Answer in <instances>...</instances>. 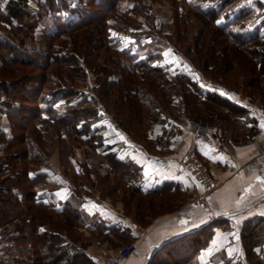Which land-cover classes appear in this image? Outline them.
<instances>
[{
	"label": "trees",
	"instance_id": "16d2710c",
	"mask_svg": "<svg viewBox=\"0 0 264 264\" xmlns=\"http://www.w3.org/2000/svg\"><path fill=\"white\" fill-rule=\"evenodd\" d=\"M124 1L4 0L0 4V116L5 114L10 124L8 135L0 130V143L6 142L7 149L0 152V217H17L16 211H25L26 217L18 216L14 239L28 264H97L85 244L78 242L76 230L84 224L80 214L67 204L54 209L35 198L34 184L44 178L39 166L48 161L40 123L50 121L93 145L96 121L108 117L114 122L100 97V92L112 87L125 100L131 97L127 99L131 105L147 108L144 117L159 124L169 112L177 120L204 112L216 124L214 133L221 143L230 134L245 135L256 129V118L248 109L202 87L221 86L215 81L218 73L237 71L249 77L245 85L254 89L246 90L250 99L259 93L264 106V0H167L173 11L174 36L154 33L152 27L149 33L137 32L130 13H141L147 24L152 8L146 0H134L124 8ZM182 1L190 18L200 22L186 51L198 52L202 68L175 43L188 25L179 10ZM25 19H30L31 28L24 25ZM157 34L166 38L160 41L165 47L156 46ZM125 37L133 39L138 50L125 48ZM165 49L186 57L191 70H170V63L164 61ZM154 90L157 98L150 94ZM162 102L166 111L161 109ZM193 103L206 109L197 111ZM109 159L119 172L127 165ZM175 205L168 204L166 211ZM33 209L37 211L32 213ZM215 225L216 221L209 222L191 232L188 240L178 237L165 242L147 264L188 263L208 242ZM241 240L252 245L263 242L264 218L245 221ZM247 253H252L250 248Z\"/></svg>",
	"mask_w": 264,
	"mask_h": 264
},
{
	"label": "crops",
	"instance_id": "0c3cea01",
	"mask_svg": "<svg viewBox=\"0 0 264 264\" xmlns=\"http://www.w3.org/2000/svg\"><path fill=\"white\" fill-rule=\"evenodd\" d=\"M4 3L0 1L1 6ZM202 89L221 93L236 106L248 109L249 115L256 118L255 131L230 134L221 143L208 118L167 117L154 126L147 144L131 138L108 117H101L95 123L92 146L59 149L47 144L50 157L39 166L44 178L34 184L35 198L54 209L67 204L80 214L84 220L80 233L85 251L97 264H104L106 259L113 264H147L165 242L178 237L188 240L191 232L211 221L217 225L208 242L183 264H264V241L252 245L241 240L245 221L264 218V106L257 98L250 99L224 85L207 84ZM0 130L7 135L10 132L5 114L0 116ZM6 150V142L2 141L0 152ZM187 150L201 158L224 183L209 196L207 206L179 212L174 208L196 189L180 167ZM109 158L127 165L119 172ZM113 175L121 178L131 196L146 198L145 201L170 199L177 205L156 213L147 202L148 217L143 221L139 213L124 209L121 188L111 186L112 180L105 179ZM138 208L141 212L142 207ZM10 219L0 217V264H28L14 239L19 217L14 216L12 226ZM129 240L137 242V249L122 262L118 249ZM247 248L252 253L248 254Z\"/></svg>",
	"mask_w": 264,
	"mask_h": 264
},
{
	"label": "rangeland",
	"instance_id": "374dc122",
	"mask_svg": "<svg viewBox=\"0 0 264 264\" xmlns=\"http://www.w3.org/2000/svg\"><path fill=\"white\" fill-rule=\"evenodd\" d=\"M146 4L151 6L152 11H151V19H149L145 24V17L141 14V13H130V23L132 25L133 28H135L137 30V32H151L153 30H151V27L154 30V33L159 32V34H163V35H169V36H174V29H175V25L173 22V11L172 8H170V4L167 2V0H146ZM134 0H125L124 1V8H129L132 6ZM181 13L184 15L185 19H187L188 21V25L185 28V32L183 33V36L181 37V40H177L175 43L179 45V48L182 51H185L187 56H189V58H191V60L193 61V63H195L196 66H198L199 68H202V58L200 57V55L198 54V52L196 51H190L187 52L186 48L190 47L192 45V42L194 41V35L196 33L197 27L199 26L200 22L198 20H196L195 18L191 17L189 15V10L187 8V6H185V3H183V1L181 2V6L180 9ZM190 19V20H189ZM24 25L27 26L28 28H31V21L30 19H25L24 21ZM149 27H148V26ZM126 39L123 38L122 41V45L125 48H128L129 46H131V50H138L137 47V43L134 42L133 39L127 38ZM177 39V38H176ZM174 39V41L176 40ZM166 41V38H164L163 36H160L157 34V36L154 38V41L156 42V46H162L165 47L164 44H162L160 41ZM134 48V49H133ZM163 54L165 55L164 61L170 63L169 68L171 69H182L185 71H190L191 67L189 65V63L187 62V58H180L178 57L176 54L171 53L169 50H164ZM117 57H119V55H117ZM163 60L161 62H164ZM112 65V64H111ZM111 67V66H110ZM209 72V71H208ZM211 73V74H210ZM213 72H209L206 73L207 76H209V78H213ZM249 78L248 76H241L240 73H237V71H228V72H221L218 73L216 75L215 81L221 83L224 86H227L229 88L235 89L237 91H241L244 94H247L249 96V93L246 90H254L253 87H247L246 84V79ZM106 86H109L106 84ZM148 91V90H147ZM125 92V91H124ZM122 94H125V93ZM256 92V91H255ZM151 95L153 94L155 96V98H157V90L152 91V93H150ZM257 97H259V93H256ZM126 95V94H125ZM100 97L102 99V101L109 107V115L112 117V119L114 120V122H118L121 124V127H124L125 130L127 131L128 135L133 138L134 140H136L139 143H149L148 139H147V134L149 136H152V133L154 132V126L158 125L159 123L156 122L155 120H148V118H150V116L148 117H144L143 112L147 113L148 109L145 107H139L138 105H135V103H132V105L128 102V100L131 98H126V100L121 97V95L118 94V91L116 89H113L112 87H110L107 92H100ZM125 97V96H124ZM132 98H134V95H132ZM254 98V99H256ZM128 99V100H127ZM175 100H177L176 98H174ZM258 99V98H257ZM188 100L190 101V97H188ZM259 100V99H258ZM161 109H163L164 111H166V103H161ZM202 109H201V108ZM139 108V111H138ZM193 108H195V110L197 111H203L202 106H198L195 103H193ZM221 111H223V108L221 109ZM220 111V112H221ZM166 113V112H165ZM204 113V112H203ZM203 113H199L198 115H193V116H183L182 118H201V117H205L208 118L212 121V123L215 125L216 128V124L213 122V120L210 118L209 115L207 114H203ZM222 113V112H221ZM168 114V113H167ZM224 116L229 120L232 121L231 117L225 112L223 111ZM169 115H172V113L169 112ZM168 115L169 118H171ZM154 118V117H152ZM162 118H166L162 115ZM107 119V117H106ZM173 119H176L173 117ZM150 124V125H149ZM42 130V135H43V139H44V143H43V148L47 151L48 154V159L50 157V151L47 147V144L49 146H56L59 149L61 148H65V149H69L72 147H82L85 148L87 145L89 146L88 143H83L77 139H75L71 132L67 129H58L57 126L50 122H43L39 124ZM147 125L150 126V130L147 133ZM86 145V146H85ZM92 146V145H90ZM189 152H193L192 150H187L184 155L182 156L181 160L186 156V154H188ZM197 156V155H196ZM198 157V156H197ZM199 158V157H198ZM207 172L212 175L214 178L220 180L222 183L220 185L219 188L222 187L224 180H222L219 177L214 176L210 170L207 168V166L205 165L204 161L199 158ZM180 160V162H181ZM117 176V175H116ZM115 175L112 176V178L107 177L105 179L108 180H112V184L111 186H115L117 185L119 188H121L122 191V199H123V207L124 209H131L133 210L135 213H139L140 219L143 221H145L148 217V213L145 210V207L147 205V202L150 207V209H153L154 212H160L162 210H166L165 206L171 205L172 203H174L173 201H171L170 199H167L165 201L162 200H158L155 201V199L153 200V198H149L150 200H144L146 198H142L140 196H131L126 192V187L125 184H123L121 178L119 176L116 177ZM107 180V182H108ZM219 188H217L216 190H218ZM215 190V191H216ZM213 191V192H215ZM195 192V190L193 192H191L190 194H188L187 197H185V199L183 200L182 203H180L177 207H175V211H179V207L190 197L192 196V194ZM212 192V193H213ZM211 193V194H212ZM210 194V195H211ZM175 198V196L173 197V199ZM177 198V196H176ZM208 204V203H207ZM173 205V204H172ZM142 207V211L138 212L139 208L138 207ZM203 206V205H202ZM207 206V205H206ZM16 207H22V205H16ZM144 209V210H143ZM36 212V210H32L33 212ZM180 212V211H179ZM181 212H185V211H181ZM15 214L17 216H24L26 217L25 211L23 213H21L20 211H16ZM10 217H6V219L9 220ZM50 219V218H49ZM12 220V221H11ZM11 224L10 226L13 225L14 222V217H12V219H10ZM47 221H51V220H47ZM54 222V221H53ZM51 222V223H53ZM15 223V222H14ZM60 223V222H59ZM50 225V224H49ZM56 225V224H55ZM15 226V225H14ZM49 229H53V227H51V225L49 226ZM76 234L77 237L79 238L78 242H82L85 243L84 240H82V235L80 233V230H76ZM131 241V240H129ZM129 241H125L123 242L120 247L129 242ZM119 247V248H120ZM119 251V249H118Z\"/></svg>",
	"mask_w": 264,
	"mask_h": 264
},
{
	"label": "built area",
	"instance_id": "2783aa9c",
	"mask_svg": "<svg viewBox=\"0 0 264 264\" xmlns=\"http://www.w3.org/2000/svg\"><path fill=\"white\" fill-rule=\"evenodd\" d=\"M180 167L196 189L192 196L179 207V211H190L197 206H206L210 194L219 188L222 182L207 172L203 162L194 152L186 154L180 162ZM136 249L135 240L123 244L118 251L119 259L122 262L126 261ZM104 264H113V262L111 259H106Z\"/></svg>",
	"mask_w": 264,
	"mask_h": 264
},
{
	"label": "snow or ice",
	"instance_id": "6c2138e0",
	"mask_svg": "<svg viewBox=\"0 0 264 264\" xmlns=\"http://www.w3.org/2000/svg\"><path fill=\"white\" fill-rule=\"evenodd\" d=\"M113 35L115 36V35H117V34H116V33H113ZM124 39H126V38H124ZM261 126L264 127V123H262ZM257 179H258V180H261L262 178L257 177ZM262 182H264V180H262ZM182 223H186V222H185V221H182Z\"/></svg>",
	"mask_w": 264,
	"mask_h": 264
}]
</instances>
